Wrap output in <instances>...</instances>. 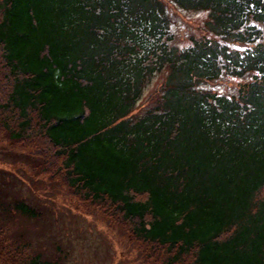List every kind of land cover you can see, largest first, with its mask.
Here are the masks:
<instances>
[{
  "label": "trees",
  "instance_id": "trees-1",
  "mask_svg": "<svg viewBox=\"0 0 264 264\" xmlns=\"http://www.w3.org/2000/svg\"><path fill=\"white\" fill-rule=\"evenodd\" d=\"M172 1L187 46L165 0H0V130L146 262L264 264V0Z\"/></svg>",
  "mask_w": 264,
  "mask_h": 264
},
{
  "label": "rangeland",
  "instance_id": "rangeland-1",
  "mask_svg": "<svg viewBox=\"0 0 264 264\" xmlns=\"http://www.w3.org/2000/svg\"><path fill=\"white\" fill-rule=\"evenodd\" d=\"M165 3L177 43L189 45L190 37L200 36L207 11L188 12L173 8L172 0ZM244 77H225L206 87L231 96L239 82L248 80ZM12 145L9 134L0 130V231L7 242L24 255H40L39 264L48 258L61 259L62 264H150L134 241L100 219L98 210L83 204L60 179L37 175L34 165L39 159L26 157L30 148Z\"/></svg>",
  "mask_w": 264,
  "mask_h": 264
}]
</instances>
